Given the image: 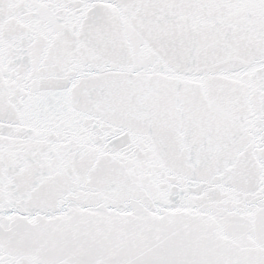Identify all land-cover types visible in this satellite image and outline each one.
Wrapping results in <instances>:
<instances>
[{
  "label": "snow or ice",
  "instance_id": "snow-or-ice-1",
  "mask_svg": "<svg viewBox=\"0 0 264 264\" xmlns=\"http://www.w3.org/2000/svg\"><path fill=\"white\" fill-rule=\"evenodd\" d=\"M0 264H264V0H0Z\"/></svg>",
  "mask_w": 264,
  "mask_h": 264
}]
</instances>
